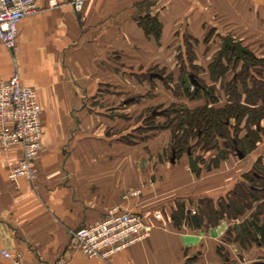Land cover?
<instances>
[{"label":"crops","instance_id":"obj_1","mask_svg":"<svg viewBox=\"0 0 264 264\" xmlns=\"http://www.w3.org/2000/svg\"><path fill=\"white\" fill-rule=\"evenodd\" d=\"M36 5L37 13L19 21L14 49L0 41V83L16 71L21 84L35 92L42 120L33 183L9 178L21 149L0 146V264L264 261V246L236 237L223 241L228 229L251 219L258 203L236 220L223 217L213 224L201 217L199 204L208 200L218 211L219 200L242 175L257 160L263 166L264 141L242 159L220 160L216 169L207 168L216 150L194 149L200 171L192 173L186 156L171 163L167 131L136 137L133 121L135 80L145 70L175 65L184 36L197 41L192 50L203 69L217 50L211 47L216 39L233 37L248 46V36L264 35V0H81L79 7L70 0H36ZM146 17L158 21V40L140 26ZM119 80L130 87V96L120 93ZM112 209L140 216L151 227L149 237L106 259L84 256L71 233L102 221ZM195 216L199 228L191 224ZM3 250L10 259L2 258Z\"/></svg>","mask_w":264,"mask_h":264},{"label":"trees","instance_id":"obj_2","mask_svg":"<svg viewBox=\"0 0 264 264\" xmlns=\"http://www.w3.org/2000/svg\"><path fill=\"white\" fill-rule=\"evenodd\" d=\"M139 24L147 35L159 39L160 26L156 19L141 18ZM209 37L205 38L206 43ZM219 39L223 41L224 38ZM196 43L197 41L190 42L184 36V49L179 50L174 59L180 72L186 70L188 79L192 76L196 82V85L190 82L191 91L185 87L184 93H179L183 96L181 99L184 98V101L190 104H197L188 106L182 101L178 105L172 102L168 109H162L161 113L155 116L150 115L152 111L148 110L147 119L153 121L154 125L149 128H136L134 125V132L136 137L146 139L157 132L167 131L170 156H173L174 160L182 156L187 157V150L192 153L197 149L202 154L216 150L217 155L207 166L210 169L216 168L219 160L226 159L229 155L236 157V149L245 155L264 141V57L255 47L241 44L250 51L253 50L254 54L244 55V64L236 58L234 50L226 49L218 56L220 45L207 68L203 69L195 63L196 56L192 49ZM185 54L188 57L186 59ZM200 71L207 74V80L201 78ZM157 75L156 78L164 80L163 76ZM169 78L171 79L170 76ZM135 99L136 96L134 101ZM157 115L164 120L156 122ZM123 118L126 119L127 116L124 115ZM259 162L260 160H257L252 169L242 175V180L228 192L226 199L219 200L218 211L206 205L208 200L199 203L202 205L201 217L207 216L211 224L223 217L236 220L258 203L250 220L228 229L223 237L224 242L232 243L236 237L242 244L244 241L256 243L260 226L264 223V158L263 166L258 167ZM191 224L199 228L198 217L191 218ZM251 264H264V261H254Z\"/></svg>","mask_w":264,"mask_h":264},{"label":"built area","instance_id":"obj_3","mask_svg":"<svg viewBox=\"0 0 264 264\" xmlns=\"http://www.w3.org/2000/svg\"><path fill=\"white\" fill-rule=\"evenodd\" d=\"M79 7L81 0H70ZM38 12L36 0H0V41L7 50L15 47L17 25L25 16ZM41 108L35 92L21 84L16 71L0 83V146L7 150L19 146L21 157L12 168L9 178L24 177L33 183L36 173L33 162L41 152ZM151 227L142 218L129 212L112 209L102 221L71 233L77 250L88 258L106 259L109 255L149 237ZM4 259L11 255L1 252Z\"/></svg>","mask_w":264,"mask_h":264},{"label":"rangeland","instance_id":"obj_4","mask_svg":"<svg viewBox=\"0 0 264 264\" xmlns=\"http://www.w3.org/2000/svg\"><path fill=\"white\" fill-rule=\"evenodd\" d=\"M203 1L210 2L212 0H203ZM221 42L222 41L218 38L216 39L215 42H213L211 47L216 49L221 45ZM246 43H248V45L255 47L257 51L264 57V35L256 36V37L248 36L246 38ZM176 53H174V55ZM186 57L187 56L185 54V59ZM149 72L151 74H154V72H156V75L159 74L160 76H163L164 80H160L159 78L156 77H152L149 79L148 77ZM199 75H201V71L199 72ZM169 76L171 77V79L169 78ZM121 81L122 80H119L120 93L123 92V94H128L130 96L132 90L130 89V87L129 88L124 87ZM135 81L136 82L134 87V92H135L134 95L136 96V99L134 101V107L136 110L134 117V125L136 126V128H140L141 126L149 128L150 126L154 125L153 121H148L149 119H147L149 116L148 110L152 112L155 111L156 114H159L161 113L162 109L165 108L168 109L169 105L172 102L173 103L175 102L178 105L181 104V101L182 102L184 101V98L181 99L183 96L179 93L183 94L185 87L191 91L190 89L191 84H190V80L188 79L187 71L184 70V72L181 73L176 64L175 65L172 64V66H169L166 69H161V70L148 69L146 70V74L141 75L140 78L136 79ZM182 84H184V86ZM144 95H146V97H144ZM121 97L119 96V104H118L120 110L124 108L122 105ZM188 105H190V103H188ZM152 112L150 113V115H152ZM163 120L164 119L162 117H158V115L156 116L155 119L156 122ZM253 152L254 150L249 152L247 151L246 154H252ZM227 158L228 156L226 157V159ZM220 163L221 162L219 160L216 168L219 167Z\"/></svg>","mask_w":264,"mask_h":264},{"label":"water","instance_id":"obj_5","mask_svg":"<svg viewBox=\"0 0 264 264\" xmlns=\"http://www.w3.org/2000/svg\"><path fill=\"white\" fill-rule=\"evenodd\" d=\"M226 49L234 50L236 53V58L239 59L244 64H246L244 55H246V54L254 55L252 51H250L248 48L242 46L241 43L239 41L235 40L233 37H226L223 39L222 44H221V48L218 51V56H220ZM152 77H158V75L150 74V78H152ZM190 82L192 84L196 85V82L192 76H190ZM155 114H156V112L153 111L152 115H155ZM235 152L237 154L238 159H242L244 157V155L239 150L236 149ZM186 153H187L189 171L192 173L199 172L200 170H199L198 165H197V162L199 160V156L192 155V153L189 150H187ZM170 161H171V163L174 162L173 156L171 157ZM255 242L257 245L264 246V223H262L260 226L259 235L255 239Z\"/></svg>","mask_w":264,"mask_h":264}]
</instances>
